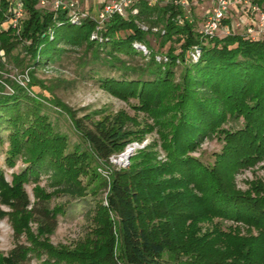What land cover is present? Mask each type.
<instances>
[{
    "label": "trees",
    "instance_id": "obj_1",
    "mask_svg": "<svg viewBox=\"0 0 264 264\" xmlns=\"http://www.w3.org/2000/svg\"><path fill=\"white\" fill-rule=\"evenodd\" d=\"M22 1L24 17L16 31L6 21L9 0H0V67L4 56L21 63L23 59L12 55L21 46L29 55L32 77L36 67L62 54L60 42L81 47L80 72L96 76L100 86L117 97L137 100L133 107L153 119L166 159L140 150L129 166L108 171L106 204L96 202L98 218L91 233L72 249L56 247L47 236L63 207L49 206L52 193L85 196L79 176L86 172L88 158L108 161L131 143L135 131L118 116L76 117L67 109L92 154L79 145L70 147L44 110L48 104L65 108L57 99L30 94L27 85L10 79L2 81L11 90L5 92L0 81V124L8 131L5 162L13 167L20 158L25 164L10 181L0 167V219L10 215L16 240L9 253L0 256V264H22L43 254L47 263L56 264H264V183L252 179L245 190L235 183L239 171L264 161V36L252 39L237 30L206 38L199 33L200 12L192 14L191 22L178 23L183 11L170 1L153 6L139 1L136 15H114L99 37L90 38L91 19L76 24L63 12L40 7L39 0ZM252 2L264 10V0ZM240 7L245 16L247 7ZM151 34L169 48L153 50L147 38ZM135 42L144 44L148 54ZM175 42L180 43L177 54L171 45ZM193 45L200 48L195 60L185 55ZM179 64L181 79L175 82ZM231 121L240 125L226 126ZM212 136L221 142L212 162L192 155ZM43 171L51 172V193L36 183ZM29 182L34 183L33 201L24 187ZM32 219L36 233L29 226ZM204 221L212 225L201 232ZM224 221L235 225L225 227ZM239 224L245 226L244 233ZM22 234L28 243L18 241ZM166 251L172 256H164Z\"/></svg>",
    "mask_w": 264,
    "mask_h": 264
},
{
    "label": "rangeland",
    "instance_id": "obj_2",
    "mask_svg": "<svg viewBox=\"0 0 264 264\" xmlns=\"http://www.w3.org/2000/svg\"><path fill=\"white\" fill-rule=\"evenodd\" d=\"M84 4V3H83ZM210 5L208 0L200 1L192 8V14L207 9ZM244 6V5H243ZM241 7H235L232 10V16L242 19ZM141 23L140 25H142ZM147 26V23L143 24ZM63 30V27L58 29L57 32ZM153 31V30H152ZM0 32L2 30L0 29ZM15 32V31H13ZM16 33V32H15ZM148 41L153 50L165 51L169 48V44L161 46L157 35H147ZM174 46V53L177 54L180 43L175 42L171 44ZM59 48L63 49L62 54L55 60L47 63V66L40 65L35 68L32 77L28 75V64H30L29 55L25 50L18 46L12 51V55H18L23 59L21 63H15L14 56H4L2 58L3 64L0 67V81L10 79L17 82L24 88L28 86L30 94L43 95L49 99H57L65 108L56 106L55 104H48L44 109L48 115L49 121L52 124L53 130L59 135L66 137L70 147L74 144L79 145L82 151L88 149L86 143L74 129L70 114L76 117H81L84 114H91L94 118H101L102 116H118L125 119L128 127L132 128L135 133L130 145L128 144L122 151L113 154L108 161L101 162L90 156L87 160L86 172L80 174L79 179L82 185L86 188V195L83 197H70L64 194H53L49 199V206L52 207L60 204L63 207V212L59 213L56 217L57 225L52 233L48 234V241L56 246H65L67 248H74L78 242L83 241L96 223L95 220L98 215L95 214L96 202L106 204L105 195L108 187L105 182L108 181V171L113 168H125L130 165L131 159L140 150H152L156 153L157 159L164 161L166 155L161 146V139L157 127L154 125L153 119L147 114L133 107L137 103L135 98L125 100L111 94L109 91L102 88L96 79V76L91 77L83 74L81 66L78 65L79 58L83 56V50L78 46H70L66 43L60 42ZM0 55H3L0 51ZM123 59L129 58L125 54H120ZM139 59V56H136ZM88 67H85L87 69ZM183 66L178 65L174 68V81L179 82L181 79V72ZM105 73L112 74L114 69H105ZM3 85L5 82H2ZM4 91L10 92V87L4 85ZM48 99V100H49ZM69 109L70 114L67 112ZM239 123L233 121L226 123V126H237ZM5 124H0V167L3 169L7 181L11 180L12 173L19 172L25 167L24 162L16 159L13 167H9L5 162L6 149H7V130H4ZM131 147V148H130ZM221 148V142L215 137H207L200 145L199 149L192 153L194 156L201 157L204 161L212 162L213 153H216ZM92 154V153H91ZM51 172H42L37 180V185L44 188L46 192L51 193L53 186L50 182ZM259 178L264 183V161L257 163L251 168H246L239 171L235 175L236 187L245 190L248 187V181ZM31 201L34 200L33 187L34 183L29 182L24 185ZM3 209L9 211L5 205H1ZM17 217V216H16ZM18 218V217H17ZM20 219V218H19ZM110 219L116 225L115 216L110 213ZM17 221V219H16ZM218 221L214 219V222ZM212 223H200V231L205 232L211 228ZM225 227L228 225H235V223L224 221ZM241 233L245 232V226L239 224ZM31 230L36 233L37 222L32 219L29 222ZM253 233L255 231L253 230ZM21 243H28L25 234L19 236L18 239ZM16 240L13 234V220L10 215L4 216L0 219V256H6L9 251L15 246ZM167 258L172 256L169 251L165 252ZM45 254L41 257L31 256L30 259L22 264H56L47 263ZM58 264V263H57ZM65 264V263H60Z\"/></svg>",
    "mask_w": 264,
    "mask_h": 264
},
{
    "label": "built area",
    "instance_id": "obj_3",
    "mask_svg": "<svg viewBox=\"0 0 264 264\" xmlns=\"http://www.w3.org/2000/svg\"><path fill=\"white\" fill-rule=\"evenodd\" d=\"M145 1L148 6L157 3L162 4L170 1L172 4L180 7L183 15L179 16L178 23L185 20L192 21V8L203 0H39L40 7H49L56 12H63L65 16L73 23H81L88 18L94 22V30L90 38L99 37L100 31L114 15L126 16L128 13L136 15L138 13L137 3ZM210 5L199 13L201 25L199 33L206 38H212L217 35H227L232 31L242 30L245 36L252 39L264 36V10H262L252 0H208ZM84 3V4H83ZM247 7V14L242 19L233 17L232 10L235 7ZM24 17V5L22 0H9V14L7 23L16 31L20 29ZM229 19V21H224ZM142 28L147 27L141 25ZM153 31L157 27L151 28ZM52 31L49 30V37L52 38ZM134 46L144 55L148 54L147 47L135 42ZM200 53V48L193 45L185 55L187 58L195 60ZM156 58L166 59L164 55H157ZM130 145V144H129ZM131 148V147H130ZM111 157V156H110Z\"/></svg>",
    "mask_w": 264,
    "mask_h": 264
},
{
    "label": "crops",
    "instance_id": "obj_4",
    "mask_svg": "<svg viewBox=\"0 0 264 264\" xmlns=\"http://www.w3.org/2000/svg\"><path fill=\"white\" fill-rule=\"evenodd\" d=\"M89 2H90V0H89Z\"/></svg>",
    "mask_w": 264,
    "mask_h": 264
}]
</instances>
